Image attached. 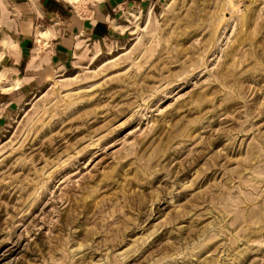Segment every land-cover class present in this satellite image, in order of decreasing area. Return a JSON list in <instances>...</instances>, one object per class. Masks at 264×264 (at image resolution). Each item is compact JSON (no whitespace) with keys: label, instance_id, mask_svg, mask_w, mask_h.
Returning <instances> with one entry per match:
<instances>
[{"label":"rangeland","instance_id":"374dc122","mask_svg":"<svg viewBox=\"0 0 264 264\" xmlns=\"http://www.w3.org/2000/svg\"><path fill=\"white\" fill-rule=\"evenodd\" d=\"M0 264H264V0H0Z\"/></svg>","mask_w":264,"mask_h":264}]
</instances>
